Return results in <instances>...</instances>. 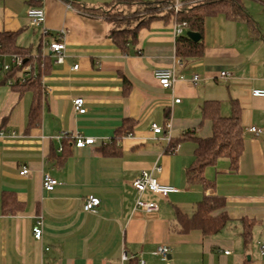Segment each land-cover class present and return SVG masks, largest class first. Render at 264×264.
Returning a JSON list of instances; mask_svg holds the SVG:
<instances>
[{
	"label": "crops",
	"instance_id": "1",
	"mask_svg": "<svg viewBox=\"0 0 264 264\" xmlns=\"http://www.w3.org/2000/svg\"><path fill=\"white\" fill-rule=\"evenodd\" d=\"M70 1L73 9L66 6ZM114 1L0 0V32L15 33L18 46L45 60L37 71L43 99L33 126L35 89L21 91L12 80L0 81V264H264V98L252 95L264 90V0H243L253 30L224 15L208 18L204 56L183 60L170 89L153 72L175 63L173 23L154 20L122 52L111 37L115 26L96 12ZM32 7L44 9L43 25H31ZM61 29L65 59L56 63L46 43ZM221 72L233 77L221 80ZM196 74L201 82L194 86L189 80ZM78 97L85 114L74 109ZM207 101H218L223 116L232 114V102L240 106L245 149L236 171L225 158L205 170L214 186L204 191L187 180L197 143L184 137L212 135L211 122L203 120ZM125 121L134 122L133 134L104 153ZM152 124L164 132L155 134ZM78 136L96 143L77 148ZM156 165L162 167L154 172L158 182L179 192L167 198L146 192L142 199L158 210H136L132 183ZM23 168L28 174H21ZM45 174L61 185L45 191ZM205 195L225 199L228 223L211 236L183 231L179 215L191 217ZM88 196L101 200L96 213L84 210ZM38 221L41 241L33 231ZM160 246L170 247L167 258L156 254Z\"/></svg>",
	"mask_w": 264,
	"mask_h": 264
},
{
	"label": "trees",
	"instance_id": "2",
	"mask_svg": "<svg viewBox=\"0 0 264 264\" xmlns=\"http://www.w3.org/2000/svg\"><path fill=\"white\" fill-rule=\"evenodd\" d=\"M40 3V0H31ZM174 0H116L105 7L97 9L106 19L115 26L111 37L122 52H128L130 45L137 41L139 31L148 27L156 19L167 22H187V31L199 33L202 39L194 42L185 35L176 40V53L182 60L201 59L205 53L204 36L206 21L216 15H224L230 20L243 21L252 30L256 24L246 11L243 0H201L195 4L182 7L178 15L168 10ZM121 6H125L121 8ZM0 55H18L23 58L25 65L31 67L29 77H25L21 69L15 68L2 74L0 81L12 80L13 87L24 91L34 88V101L31 109V125L40 120L43 93L38 82V68L45 63L39 58L32 57L26 49L17 45L15 33L0 32ZM37 75V76H36ZM203 120L212 124V135L208 138L192 136L187 133L185 138H194L197 143L195 159L187 170V180L191 185L199 184L204 191L213 188V182L205 176V170L215 165L219 159L230 161L231 171H236L240 158L245 149L244 128L242 125V109L232 102V114L223 116L218 101H207L202 109ZM134 122L125 121L122 128L118 129L110 145L104 146V153L109 154L115 150V144L125 136L133 134ZM179 138L170 144L169 150L175 151ZM226 201L220 196H207L197 204L196 211L191 217L179 215L183 231L198 229L204 235L211 236L219 233L228 223L229 218L225 213ZM247 241V238H246Z\"/></svg>",
	"mask_w": 264,
	"mask_h": 264
},
{
	"label": "built area",
	"instance_id": "3",
	"mask_svg": "<svg viewBox=\"0 0 264 264\" xmlns=\"http://www.w3.org/2000/svg\"><path fill=\"white\" fill-rule=\"evenodd\" d=\"M81 1H87V0H81ZM73 4L74 2L70 1L69 3L66 4V6L69 9H73L74 8ZM185 5H188V2L185 0H174V2L167 7V9L173 11L175 15H178L182 7ZM27 15L33 27L43 25L46 19L45 11L41 7L29 8V10L27 11ZM187 27H188L187 22L179 23L175 21L172 25V34L174 38L177 40L180 36L185 35ZM45 33H47V31H45ZM65 34H66V30L61 29L55 34V37L51 41H48L46 43L50 51V55L54 58V61L56 63H63L65 59V52H66ZM5 58H6L5 55H0V78L2 74L8 73L15 68L21 69L23 74H25L26 78L29 77V73L31 72V67L25 65V62L22 57L18 55H11L9 60H6ZM183 65H184L183 60L177 56L175 59V63L172 67L158 68L153 72V76L162 88L170 89L175 85V83L178 80L176 74V68L182 67ZM78 68L79 65H75L73 67V70H78ZM232 77H233L232 74L228 72H221L219 79L229 80ZM189 82L194 86L198 85L201 82V77L196 74L189 80ZM9 84L12 85L13 83L9 82ZM252 95L256 98H264V90L254 89L252 91ZM179 102L180 100H176V103ZM73 106L76 112H78L79 114H85L87 112L85 101L81 97L74 99ZM167 128H170V124H167ZM152 130L155 134H162L164 132V129L158 124H152ZM248 130L253 134H256L257 136L262 134V130L256 127H250ZM0 135H3V133L0 132ZM168 138L170 140V136ZM95 143L96 140L95 138L92 137L78 136L75 139V146L77 148H85L88 146H92ZM161 171H162V167L156 165L152 171H143L136 179H134L132 185L138 195L135 202L136 210H141L145 212H155L158 210V206L156 203L142 199L143 194L146 192L157 194L165 198H167L172 193L179 192V189L176 187L162 185L158 182L157 178L154 176V172L160 173ZM28 172L29 171L27 168H23L21 174L26 175L28 174ZM59 185H61V183L55 178H53L51 175L49 174L44 175L43 188L45 191L52 192ZM100 205H101V200L98 197L88 196L86 198L84 210L89 213H96ZM41 224L42 222L38 221L37 225L33 230L34 237L39 241H41L43 238V230ZM170 251L171 249L169 246H160L156 254L162 256L163 258H167L168 255L170 254ZM261 253L264 256V244L261 248ZM122 259L124 262L128 261L129 255L124 252ZM143 263H144L143 261H140V264Z\"/></svg>",
	"mask_w": 264,
	"mask_h": 264
},
{
	"label": "water",
	"instance_id": "4",
	"mask_svg": "<svg viewBox=\"0 0 264 264\" xmlns=\"http://www.w3.org/2000/svg\"><path fill=\"white\" fill-rule=\"evenodd\" d=\"M186 37L193 40L194 42H199L202 39V36L199 33H195L192 31H187Z\"/></svg>",
	"mask_w": 264,
	"mask_h": 264
},
{
	"label": "rangeland",
	"instance_id": "5",
	"mask_svg": "<svg viewBox=\"0 0 264 264\" xmlns=\"http://www.w3.org/2000/svg\"><path fill=\"white\" fill-rule=\"evenodd\" d=\"M167 8V7H166ZM156 143V142H155Z\"/></svg>",
	"mask_w": 264,
	"mask_h": 264
}]
</instances>
